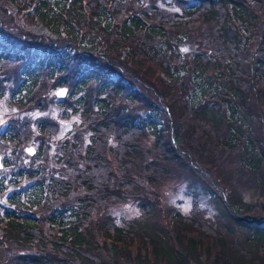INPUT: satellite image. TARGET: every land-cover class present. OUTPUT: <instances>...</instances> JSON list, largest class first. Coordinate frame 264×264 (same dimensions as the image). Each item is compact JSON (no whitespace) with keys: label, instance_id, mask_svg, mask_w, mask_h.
<instances>
[{"label":"trees","instance_id":"trees-1","mask_svg":"<svg viewBox=\"0 0 264 264\" xmlns=\"http://www.w3.org/2000/svg\"><path fill=\"white\" fill-rule=\"evenodd\" d=\"M28 1L35 3L37 20L56 34L62 28L66 47L74 50H50L30 72L24 67L37 58V43L24 31L11 30L14 16L8 9L15 6L22 21L29 16ZM189 2L180 0L184 14L178 20L174 13L148 12L138 0H0V65L6 73L0 95L17 90L22 97L13 103L44 104L36 91L46 78L76 95L86 91L66 107L81 113L95 131L87 136L90 160L75 133L60 141L55 155L48 154L43 141L57 133L53 121L38 120L35 136L28 121L11 122L0 132L1 141L16 147L39 143L36 154L42 158L26 168L20 159L12 173L13 183L33 185L24 200L9 196L12 209L0 222V264H264V0ZM111 29L126 52L119 53L117 39H106L109 51L90 47L93 30L104 36ZM4 34L16 36L20 50L9 47ZM184 40L196 45L195 53L178 49ZM113 72L119 78L113 79ZM25 73L31 83L24 81ZM92 83H98L96 92ZM123 99L155 114L156 100L165 121L136 124L139 114ZM114 127L121 133L113 136ZM146 129L151 144L141 135ZM242 166L259 180L253 203L236 196L227 200L231 194L224 182L213 184L226 196L234 226L210 223L196 208L190 215L162 208L155 192L173 177L197 181L221 170L231 176ZM127 198L142 215L116 225L108 210ZM30 209L32 219L20 216Z\"/></svg>","mask_w":264,"mask_h":264},{"label":"rangeland","instance_id":"rangeland-1","mask_svg":"<svg viewBox=\"0 0 264 264\" xmlns=\"http://www.w3.org/2000/svg\"><path fill=\"white\" fill-rule=\"evenodd\" d=\"M141 2L140 6L147 9L148 12H152L154 14H162L168 13L173 14L174 18L178 19L184 14V8H181L179 5L180 0H138ZM189 4L196 3V0L191 1L189 0ZM23 2V1H22ZM22 2H18L24 5ZM25 2V1H24ZM27 7L25 6L24 13L27 12L29 16L24 17L22 21H20V15L17 16L16 12L17 9L15 6H10L8 9L10 13L14 16V21L11 30L14 32H26L31 38L30 41H35L36 48H34V55L37 56V58L32 61V65L25 66V71L30 72V68L34 66L35 68V62L38 59H42L43 56L45 57L47 52L50 50L52 51H70L73 53L74 50H72L69 47H66L69 45V41L67 38H65V35L62 33V28L58 30L59 34L54 33L51 30L50 25L43 24L33 14V7L35 6V3L28 1ZM4 4L0 3V6ZM6 7V6H4ZM1 13V9H0ZM5 13V12H3ZM179 20V19H178ZM7 22L9 19L7 18ZM10 22V21H9ZM114 29L109 30V32L104 31L103 35L101 33L96 32L93 30L92 36L93 39L90 40L91 46L95 47L97 52H100V48L103 50L106 49L107 51L110 50L108 44L106 43V39L110 40L112 42L113 39H117V42L120 44V51L121 53L122 49L124 51H127V48H123L124 42L119 39L114 32ZM89 35L91 33L87 31ZM5 40V43L13 48H16L20 50V45L22 44L16 36H9V35H2ZM24 37V36H23ZM101 37L103 40V44L101 43ZM2 38V39H3ZM15 39V43L11 40ZM18 40V41H16ZM175 41V40H172ZM98 42V44H95ZM21 43V44H20ZM178 49L182 52H189V53H195L196 52V45L193 43H190L188 40H184L182 42H179ZM13 44H15L13 46ZM68 44V45H66ZM87 47L90 45L87 43ZM174 45V44H173ZM57 51V52H58ZM124 51L122 53H124ZM23 54H26L25 51H23ZM125 54V53H124ZM34 56V57H35ZM50 59H56L55 57H50ZM123 59V57H122ZM55 63H58V61H54ZM10 71L7 72V75L11 78L14 75V69L13 67H10ZM6 76V73L4 71V68L0 65V78H3ZM27 79H24L25 82L31 83V76H28L26 73L23 76ZM111 77L113 79L119 78V75L117 74H111ZM24 82V84H25ZM6 85H12L11 80L5 82ZM27 84V83H26ZM93 84V83H92ZM96 84V85H95ZM98 83H94L91 85L96 92ZM90 86V87H91ZM16 87V85L14 86ZM135 90H140L138 86L133 87ZM25 91V89L21 88ZM61 90L65 91V95L58 96L57 93ZM70 88L68 86H62L59 84H55L54 80L51 78L44 79L43 86L40 87L37 91V97L44 98L45 102L44 104L39 103L37 106L30 105L28 103L19 105L18 103H13L17 98L22 97L21 95L17 94V90L12 93L11 91L5 90L4 95H0V132L5 130L6 128H10L12 124L11 122H19L20 124H24L30 122V133L31 136H35L38 134V132H35L34 129H37V121L40 119L53 121L55 126L57 127V130L54 135H51L49 138V141H43L47 142L49 144L48 148V154L55 155L57 147L61 140L65 138L66 135L70 134H78L79 140L82 138V141H84V149L83 154L91 153L86 149L87 146V136H91L95 133L94 130H91L94 126L91 124V127L86 126L87 121L83 120V116L81 113H73L72 109H68L66 106H70L72 108V104L75 106L77 104L76 98L86 93L81 91V94L76 95L74 93H70ZM151 95L152 89H148ZM13 96V97H12ZM12 97V98H11ZM62 99H60V98ZM154 99V98H153ZM65 100V103L63 105H59ZM123 104L130 109L134 111L135 114H139V119L142 124H147V119H153L154 121L159 120L163 122L165 119L163 116V111L158 103H156V100H154V104H157L159 106V111L155 114V112H151L149 110H145V108H141L139 103H132L128 102L127 100L123 99ZM84 107V106H83ZM85 108V107H84ZM83 108V109H84ZM94 108L97 109L96 105ZM129 109V111H130ZM145 110V111H144ZM165 121V120H164ZM138 123V121H136ZM96 125V124H95ZM80 126V130H79ZM166 125V122L164 123V127ZM111 130L112 135H118L121 133L119 129ZM14 130V129H13ZM148 131H151L148 129ZM146 129V132L144 134H141L145 142L147 144H151L153 139L151 134ZM1 135V134H0ZM98 136H101L99 132L97 133ZM110 135L107 139L109 143H113V136ZM83 143V142H82ZM199 144V143H198ZM3 145V146H2ZM16 144H12L9 142H3L0 139V156L2 158L3 167L0 168V188L4 189V193L0 194V222L1 218L6 216L7 211L9 209H12V206H10L7 201L10 199L9 196H11L13 193L16 195H19V198L22 200L26 199L27 192L32 188L33 181H27L22 180L18 183H13V176L12 173L17 172L18 169H15L16 167L20 166L17 164V161L20 159L22 160V165L24 167L30 166V163L35 166L39 161H42L41 157H38V154L35 153V155H30L26 152V148L33 147L36 151L39 147V143H32L31 140H28L26 143H24L23 146H14ZM43 145V144H42ZM41 145V147H42ZM40 147V148H41ZM39 148V149H40ZM32 158H35L34 160H31ZM85 158L87 160H90L89 156L86 154ZM205 160V159H204ZM89 162V161H87ZM86 162V163H87ZM196 162V161H194ZM12 163V164H11ZM14 163V164H13ZM197 164L199 163L196 162ZM196 165V164H195ZM199 165V164H198ZM243 167V166H242ZM243 169V170H242ZM242 169L236 168L229 176L228 174H224L223 171H219L215 176H212L210 174L203 175L202 177L197 178L198 180H190L189 178L184 177L183 175H180V177H173L170 178L166 183L159 187H155V192L159 196L160 203L162 205V208H172L173 210L177 211L178 213L190 215L193 208H196L197 212H200L203 216L206 217L208 222L210 223H218V222H229L234 226V221L230 220L229 213L227 209L225 208V203H227L228 199H232V197L236 196L238 199H242L244 203H253L256 199V195L260 192L255 188L259 180L257 177L254 176V174L250 171L248 172L246 167H243ZM186 176V175H185ZM251 177V183L249 181V178ZM188 177V176H187ZM106 180V179H105ZM104 180V181H105ZM221 180V182L225 184V187L227 190L230 191L231 195H228L227 200L226 196L223 195L224 193H220L217 191H221L222 189L214 186V181ZM233 184V185H230ZM113 188V187H112ZM152 191L154 192V188H152ZM217 192L214 194V192ZM228 193V192H227ZM225 202V203H224ZM43 206L41 207V211H43ZM108 215L112 217L114 223L119 226H125L128 222L136 221L142 214L140 208L137 206L136 202L131 199L127 198L124 201H119L116 204H113L111 208H109ZM34 212L33 209L31 210H25L21 213L20 216L23 218H30L32 219ZM226 221V222H225ZM234 238H236L234 236Z\"/></svg>","mask_w":264,"mask_h":264},{"label":"water","instance_id":"water-1","mask_svg":"<svg viewBox=\"0 0 264 264\" xmlns=\"http://www.w3.org/2000/svg\"><path fill=\"white\" fill-rule=\"evenodd\" d=\"M34 148L33 147H28L26 148V152L29 153V154H33L34 153ZM2 163H1V156H0V168H2Z\"/></svg>","mask_w":264,"mask_h":264},{"label":"snow or ice","instance_id":"snow-or-ice-1","mask_svg":"<svg viewBox=\"0 0 264 264\" xmlns=\"http://www.w3.org/2000/svg\"><path fill=\"white\" fill-rule=\"evenodd\" d=\"M58 96H63L65 95V91L64 90H61L60 92L57 93Z\"/></svg>","mask_w":264,"mask_h":264}]
</instances>
